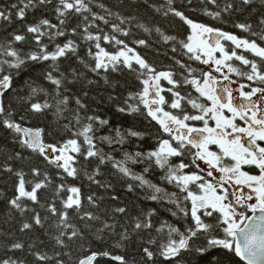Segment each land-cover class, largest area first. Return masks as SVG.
Listing matches in <instances>:
<instances>
[{"label":"snow or ice","instance_id":"snow-or-ice-1","mask_svg":"<svg viewBox=\"0 0 264 264\" xmlns=\"http://www.w3.org/2000/svg\"><path fill=\"white\" fill-rule=\"evenodd\" d=\"M0 264H264V0H0Z\"/></svg>","mask_w":264,"mask_h":264},{"label":"trees","instance_id":"trees-1","mask_svg":"<svg viewBox=\"0 0 264 264\" xmlns=\"http://www.w3.org/2000/svg\"><path fill=\"white\" fill-rule=\"evenodd\" d=\"M198 18L204 19L205 21L210 22V23H214L212 21H209L207 17H198ZM152 55H153L152 53H149V58L150 59L152 58ZM149 143H153V142L152 141H149Z\"/></svg>","mask_w":264,"mask_h":264}]
</instances>
